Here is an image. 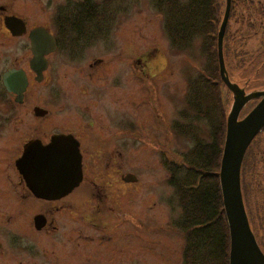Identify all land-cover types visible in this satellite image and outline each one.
I'll list each match as a JSON object with an SVG mask.
<instances>
[{
	"label": "flooded vegetation",
	"instance_id": "obj_1",
	"mask_svg": "<svg viewBox=\"0 0 264 264\" xmlns=\"http://www.w3.org/2000/svg\"><path fill=\"white\" fill-rule=\"evenodd\" d=\"M78 1L0 0V264H143V230H154L159 210L163 229L177 231L166 144H151L161 173L142 178L124 162L128 136L144 141L143 114L167 141L175 137L172 82L159 87L161 70L146 72L141 55L117 67L105 56H85L93 39L84 35L92 30L63 22L64 6ZM37 28L55 42L40 55L38 71L31 39ZM11 73L25 84L18 93L6 86ZM59 134L72 136L80 153V180L65 189L17 165L26 144L45 146ZM148 242L154 254L157 242Z\"/></svg>",
	"mask_w": 264,
	"mask_h": 264
},
{
	"label": "trees",
	"instance_id": "obj_2",
	"mask_svg": "<svg viewBox=\"0 0 264 264\" xmlns=\"http://www.w3.org/2000/svg\"><path fill=\"white\" fill-rule=\"evenodd\" d=\"M110 4L111 0L69 2L64 6L63 22L69 28L92 30L84 35L86 39L107 37ZM151 4L162 17L163 30L172 48L181 51L196 47L194 51L200 58L199 68L186 73V90L171 126L176 138L190 144L177 161L166 163L176 209L173 226L183 237L181 264H229V230L219 185L229 111L223 93L229 90L220 78L217 60V33L225 0H151ZM243 11L252 38L262 31L260 44H264V0H231L223 39L225 66L236 56L242 65L241 59L248 54L252 63L242 70L261 71L264 69V47L253 54L251 50L244 52L231 45L234 38L231 22L235 16L240 21L238 13ZM241 35L239 33V40ZM254 103L247 104L241 114H246ZM240 182L251 231L263 250L264 240L258 232L261 229L264 232V128L245 151Z\"/></svg>",
	"mask_w": 264,
	"mask_h": 264
},
{
	"label": "rangeland",
	"instance_id": "obj_3",
	"mask_svg": "<svg viewBox=\"0 0 264 264\" xmlns=\"http://www.w3.org/2000/svg\"><path fill=\"white\" fill-rule=\"evenodd\" d=\"M47 1L49 5V1L53 3L58 0ZM96 1L101 2L102 0ZM52 8L53 4L47 9L46 16H51L50 12H52ZM109 9L111 15L110 21H108L110 25L108 27V36L104 38L101 36V38H95L93 41H90V48L84 55L89 56L90 54H94L105 56L110 60H114L110 64L111 67H117L119 63L123 62L129 64L134 59V56L141 55V65L144 66V69L146 68V61L149 62L150 68H147V70L145 69L146 72L149 70L151 72L161 70L159 74L155 75L156 77H160L156 80L159 83V87L162 83H167L168 81L172 82V88H174L173 115H176L181 105V98H183L186 90V73L200 66V58L194 51L196 47L190 50H186V48L180 49L181 51L172 48L163 30L162 17L152 6L151 0H111ZM238 17L242 19L239 21L237 16H235L236 19L231 22L234 31V38L231 45L233 44L232 47L234 49L239 48L244 52L251 50V53L254 54L257 52V49L264 47V44H262L263 46L260 44V41L263 39L262 31L258 30L259 28H256L255 25V29L258 30L257 32L261 31V35H256L255 39H253V35H251L252 30L248 31L247 29V17L245 12H239ZM257 23L258 21L256 24ZM239 33H242L241 40L238 39ZM249 58L247 54L241 59L240 62L242 65H240V63H238L239 56H236V58L231 57L229 63H226L228 75L233 82L244 87L246 92L264 89V69L261 71L255 70V72L242 70L245 65H247L248 68L250 67L252 62ZM258 64L259 62L256 66ZM69 66L70 64L64 65V67L68 69ZM157 67L158 69H156ZM113 71H115V69ZM145 83H148V81L144 82V86ZM72 87L74 88V86ZM223 98L228 102L227 106L229 110L233 101L231 92L229 91V93H226V91H224ZM158 99L161 104H164V108L166 109V95L159 91ZM242 116L243 114L240 115V117ZM145 119H147V117L143 114V125L140 131L142 135L140 136L144 141L140 142L128 136L124 161L127 170H132V172L142 178L147 174L155 172L161 173L164 171L158 163L157 154L153 153V151L156 150L151 149V144L155 143L152 142L153 140L160 144H166L162 149L169 156V159H175L176 161L179 158V154L184 152L190 144L189 141L173 137L171 134L170 140L167 141L166 133H159L157 128L152 127L149 122L150 120L146 123ZM165 221L166 217L162 216V211L159 210L156 221L157 226L154 230L151 232L150 227L144 228L142 234L143 244L145 246L142 250L144 258L143 264H180L183 242L182 234L177 231L167 233L162 227ZM258 235L264 240V232L262 229L258 232ZM149 240L157 242L158 246L155 247L154 254L146 249L148 245H150V242H148ZM262 246V251L264 252V241ZM161 256L164 258H161ZM151 258L155 260L152 259L154 261H151Z\"/></svg>",
	"mask_w": 264,
	"mask_h": 264
},
{
	"label": "water",
	"instance_id": "obj_4",
	"mask_svg": "<svg viewBox=\"0 0 264 264\" xmlns=\"http://www.w3.org/2000/svg\"><path fill=\"white\" fill-rule=\"evenodd\" d=\"M230 6L231 0H226L223 19L217 34L219 74L233 94L232 105L226 117V132L219 168V185L229 230V264H264V253L258 246L249 225L240 182L245 151L252 139L264 127V90L245 93L236 83L231 82L226 74L222 39ZM31 39L34 54L32 66L38 71L40 55L53 50L55 42L52 35L42 28L34 30ZM45 47L47 49L44 50ZM7 76L5 82L8 89L17 93L23 89L25 84L18 82L17 73L14 75L11 73L9 78H13L14 83ZM250 100H257V103L246 115L239 118L241 110ZM17 165L22 173L39 174L41 182H50L53 184L52 188L61 186L62 189L70 188L76 185L81 177L78 144L72 136L65 134L53 136L45 146L38 145L37 142L26 144Z\"/></svg>",
	"mask_w": 264,
	"mask_h": 264
}]
</instances>
